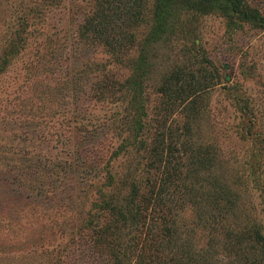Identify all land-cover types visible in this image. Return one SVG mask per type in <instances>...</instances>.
I'll list each match as a JSON object with an SVG mask.
<instances>
[{"label": "rangeland", "instance_id": "374dc122", "mask_svg": "<svg viewBox=\"0 0 264 264\" xmlns=\"http://www.w3.org/2000/svg\"><path fill=\"white\" fill-rule=\"evenodd\" d=\"M249 1L264 13V0ZM153 2L145 8L147 20ZM96 11L95 0H0V48L13 36L25 42L0 79V264H113L92 239L94 225L109 217L97 208L98 189L109 172L116 181L108 192L122 191L132 174L147 175L138 143L115 155L130 135L123 129V117H132L126 100L100 98L96 86L130 78L150 26L127 31L136 37L118 53L119 63L84 30ZM191 30L190 37L172 36L150 50L147 122L156 117V91L166 75L176 69L199 79L215 75L203 81L208 86L198 112H190L196 115L192 144L211 158L192 179L211 193V182L219 181L237 201L219 209L204 203L209 214L221 212L217 226L190 204L178 211L175 228L201 253L217 244L218 257L230 264L222 248L228 229L258 226L264 234V30L245 26L231 33L214 15L200 16ZM182 109L167 117L174 129L187 122Z\"/></svg>", "mask_w": 264, "mask_h": 264}, {"label": "trees", "instance_id": "16d2710c", "mask_svg": "<svg viewBox=\"0 0 264 264\" xmlns=\"http://www.w3.org/2000/svg\"><path fill=\"white\" fill-rule=\"evenodd\" d=\"M95 1L97 11L84 25V30L112 50L119 63L122 61L118 53L136 37L134 32L127 34V31L143 24L149 25L150 30L139 44V57L131 62L130 78L123 83L108 79L96 86L100 98L126 100L125 111L132 117H123V129L127 126L130 135L115 155L138 143L135 148L144 151L146 163L143 165L147 175L135 179L132 174L123 182L122 191L108 192L105 188L116 178L109 172L107 183L98 189L100 203L97 205L104 215H109L108 221L104 226L88 222V227L94 225L95 228L92 227L96 237L92 239L113 264H229L222 263L218 257L217 244H211V248L201 253L184 241L175 228L178 211L190 204L204 209L206 202L219 209L222 205L232 207L237 201L235 193L219 181L211 182L210 187L214 190L211 193L199 188V178L192 179L193 170L208 168L211 158L192 144L190 120H196V115L190 112L198 110L203 88L208 86L203 81H214L216 77L208 74L199 79L193 71L184 69L166 75L156 91L160 95L156 117L148 124V91L153 68L150 50L172 36H192L191 27L200 16L223 18L233 33L238 31L236 28L245 26L264 30V13L249 0H154L152 8L149 7L152 14L147 20L144 11L148 0ZM24 48L25 42L17 36L0 48V79ZM181 107L182 112L188 113L187 122L174 129L167 117L180 111ZM242 110L246 111V107ZM203 211L209 214L207 209ZM209 217L214 218L211 225L220 224L221 212H212ZM216 231L215 227L211 232ZM228 235L230 241L222 248L233 259L230 264H264V234L258 226L244 228L238 233L228 229ZM131 254L132 258L136 257L133 263L129 262Z\"/></svg>", "mask_w": 264, "mask_h": 264}]
</instances>
